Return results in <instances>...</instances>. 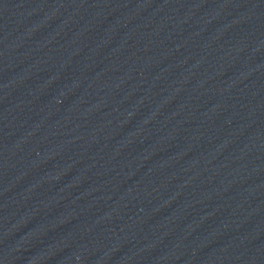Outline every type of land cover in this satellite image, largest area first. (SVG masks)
I'll use <instances>...</instances> for the list:
<instances>
[{
	"label": "water",
	"instance_id": "95a60500",
	"mask_svg": "<svg viewBox=\"0 0 264 264\" xmlns=\"http://www.w3.org/2000/svg\"><path fill=\"white\" fill-rule=\"evenodd\" d=\"M162 264H264V118Z\"/></svg>",
	"mask_w": 264,
	"mask_h": 264
}]
</instances>
